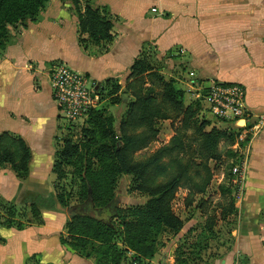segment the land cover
I'll list each match as a JSON object with an SVG mask.
<instances>
[{"label": "crops", "instance_id": "1", "mask_svg": "<svg viewBox=\"0 0 264 264\" xmlns=\"http://www.w3.org/2000/svg\"><path fill=\"white\" fill-rule=\"evenodd\" d=\"M86 4L112 20L111 43L86 49L72 0H51L0 60V135L20 138L31 154L25 181L0 166V198L18 208L27 191L56 196L52 168L67 125L53 101L48 65L64 64L98 86L112 80L123 89L133 82L134 61L152 54L183 66L179 82L192 98L198 94L189 81L238 84L251 114L264 117V0H80L82 13ZM241 152L247 167L230 218L226 264H264V125ZM70 219L60 206L34 219L27 206L25 228L0 226V264H95L61 244Z\"/></svg>", "mask_w": 264, "mask_h": 264}, {"label": "trees", "instance_id": "2", "mask_svg": "<svg viewBox=\"0 0 264 264\" xmlns=\"http://www.w3.org/2000/svg\"><path fill=\"white\" fill-rule=\"evenodd\" d=\"M47 2L48 0H0V44L4 37V23L24 22L25 19L33 22L38 13L45 9ZM72 3L78 15L79 43L86 49L90 45L100 47L111 43L113 23L106 11L93 9L86 4L82 13L80 0H72ZM84 35L87 39H83ZM155 70L146 53L141 54L131 66L129 79L133 82L126 86V90L132 91L134 100L127 106V116L121 122L119 136L114 130L113 116L106 115L100 108L91 111L81 132V144L66 139L56 154L52 168L57 180L54 186V189L58 190L56 196L27 191L18 203L29 206V212L34 219L40 216L41 210L54 211L57 206H66L71 194L59 189L58 185L66 176L64 168L72 167L74 172L71 173V180L78 187V212L73 214L65 225L67 238L61 237V244L86 258H92L93 253H96L92 250L87 252L92 243L107 245L109 255L101 256L100 260L94 258L95 264H121L127 250L133 251L141 262L145 258L152 259L158 237L167 231L179 233L183 228L182 220L171 208V201L185 177L187 166L189 167L197 156L205 165L209 161H219L220 141L229 140L232 147L237 141L239 132L236 129L228 133L217 129L206 131V122L197 126L195 121L200 113L199 102L185 105L184 91L177 89L173 81H166ZM146 78L157 84L162 105L169 108L175 118L180 120V126L166 147L145 161L134 162L133 156L145 150L157 138L156 122L165 119L162 111L155 108L151 88L145 90L144 94L133 92L138 84L141 86L137 91H142ZM108 87L112 88L109 93L111 97L120 90L117 83L109 80L100 86V92H104ZM118 101L119 99L115 98L113 105L118 104ZM134 125L142 127L143 132L130 134V127ZM189 130L197 137L194 140L197 149L191 148L187 140L186 132ZM240 146L243 147L244 144ZM189 152L192 158L185 162L184 157H188ZM235 154L238 152L235 151L233 155ZM229 155L232 156V152H229ZM165 158L171 159L167 165L162 163ZM30 159V151L20 138L8 133L0 135V166L9 165L17 178L25 181L29 175ZM179 168L182 172L178 171L176 176L173 175L164 182L158 181ZM205 170L207 178L194 194L203 195L210 183V172L206 168ZM124 176L131 177V192L148 198L143 206L122 209L115 205L116 187ZM194 194L190 196L191 201ZM191 201L187 206H190ZM232 205L234 204L230 205L228 212L230 216L234 215L236 210ZM0 207L7 213L0 226L22 230L28 225L26 215L17 211V205L7 202L0 203ZM91 211H96V215L99 211H102V214L107 213L109 220L92 217L89 215ZM117 237H120L119 243L116 242ZM119 244L123 248H119Z\"/></svg>", "mask_w": 264, "mask_h": 264}, {"label": "rangeland", "instance_id": "3", "mask_svg": "<svg viewBox=\"0 0 264 264\" xmlns=\"http://www.w3.org/2000/svg\"><path fill=\"white\" fill-rule=\"evenodd\" d=\"M48 0L45 9L47 8ZM64 1V0H63ZM45 9L38 13L35 21L25 19L24 22L17 23H4L2 25L4 37L0 44V60L4 58L8 48L19 41L25 32V30L32 24L40 21ZM151 63L160 75L166 80H172L177 89L184 91V103L187 105L192 102H199L200 113L197 116L195 122L197 126L202 122L208 123L206 131L217 129L220 131L230 132L234 129L232 125L217 120L209 111L208 103L203 99V94L197 92L198 97L192 98L188 92L185 91L184 85H181L179 80L182 81L181 68L183 67L180 63L167 59L159 60L156 55H150ZM173 58H171L172 60ZM55 63L48 65L49 68L53 65H59ZM64 65V64H63ZM183 71V69H182ZM145 78V77H144ZM178 79V80H177ZM152 79H145V84L142 86V91H137L141 84L135 86L133 92L144 94L145 90L151 88L153 97L155 99V108L160 109L165 116V119L158 120L156 122V129L158 130L157 138L150 143L145 150L135 154L133 156L134 162H142L150 158L158 150L166 147L176 129L180 126V120L175 118L173 112L163 106L161 101L160 90L157 84L151 81ZM111 87H108L104 92H99L101 96V104L99 106L106 115H111L114 118V130L119 136L120 125L127 116V106L133 102L132 91H127L126 87L120 90L114 97L109 94ZM102 90V89H101ZM103 98V99H102ZM119 99V103L113 105L114 99ZM67 126V134L61 139L63 143L66 139H71L75 144H81L83 124L68 125L64 120L60 119ZM143 128L139 126L130 127V134H140L143 132ZM187 140L191 144V148L197 149L194 140L197 138L192 130L186 132ZM236 145V144H235ZM235 145L232 147L229 140H222L218 144V154H220L219 161H209L208 163L202 162V160L195 153L193 163L186 168V173L183 181L177 189L174 199L171 201V208L175 215L179 217L183 222V228L179 233L164 232L157 239L156 249L152 259H142L145 264H226L229 258V252L231 250V231L232 223L231 216L229 215L230 205L236 208V185L234 184V176L232 169L238 165V162L242 160V150L235 149ZM62 146V144H61ZM60 146V148H61ZM238 154L233 155L234 152ZM232 152V156L229 155ZM193 153V151H191ZM189 152L188 157H184L186 162L188 158H192V154ZM241 157V160H239ZM170 158H165L162 163L167 165L170 162ZM183 160V159H182ZM240 163V162H239ZM205 168L210 172V183L208 184L204 195L200 196L194 194L197 192V188L203 185V181L207 178ZM64 172L66 176L64 180L59 182V189H62L66 193L71 194V198L67 202L66 206H60L63 210H67L69 217L78 212L79 201L76 197L78 187L72 182L71 173L74 172L72 167H65ZM178 171L182 172L179 168L175 172H169L164 177L159 178V182H164L173 175L176 176ZM189 179V181H187ZM131 177H122L117 184L115 191L114 203L117 207L127 209L135 206H143L148 198L139 193L131 192ZM57 184V183H56ZM55 184V185H56ZM54 185V186H55ZM193 188V191H192ZM58 192V190H55ZM191 194L193 195L192 201L190 200ZM204 197V199H203ZM192 202L190 206L188 202ZM0 203H7L5 200L0 198ZM17 211L20 214L27 212V205L19 206ZM96 215V211L89 213L92 217H102L104 220H109L107 213ZM7 216L6 210L0 207V223ZM189 222H193L190 227L186 226ZM118 227H116L117 229ZM120 237H117L116 242L119 241ZM120 242V241H119ZM118 242V243H119ZM92 247L87 248V252L95 251L92 259H99L101 256L109 255V248L105 244L92 243ZM119 248H123L119 244ZM69 249V248H68ZM70 250V249H69ZM104 260V258H102ZM100 260V259H99ZM234 262V261H233ZM233 264V263H232Z\"/></svg>", "mask_w": 264, "mask_h": 264}, {"label": "built area", "instance_id": "4", "mask_svg": "<svg viewBox=\"0 0 264 264\" xmlns=\"http://www.w3.org/2000/svg\"><path fill=\"white\" fill-rule=\"evenodd\" d=\"M152 12H156L155 9ZM52 88V97L59 118L68 125L83 124L88 114L99 108L101 104L100 86L90 82L88 78L80 75L63 64L53 65L48 69ZM193 92H201L207 101L210 113L219 121L228 123L239 134L235 149L244 150L251 141V137L261 130L264 117H254L245 103V90L238 84H226L212 81L209 86L189 81ZM195 94V93H191ZM244 144L243 147L240 144ZM240 163L232 169L234 184L238 188L235 199L242 195V186L247 167V161L242 156ZM121 264H145L138 260L137 255L127 250ZM233 264H239L234 262Z\"/></svg>", "mask_w": 264, "mask_h": 264}]
</instances>
